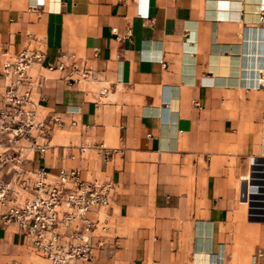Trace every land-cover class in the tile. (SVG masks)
Masks as SVG:
<instances>
[{
  "label": "crops",
  "instance_id": "0c3cea01",
  "mask_svg": "<svg viewBox=\"0 0 264 264\" xmlns=\"http://www.w3.org/2000/svg\"><path fill=\"white\" fill-rule=\"evenodd\" d=\"M24 48L43 52L30 73L51 130L0 180L113 184L91 214L105 244L75 264H264V0H0V95ZM0 264L48 262L0 223Z\"/></svg>",
  "mask_w": 264,
  "mask_h": 264
},
{
  "label": "built area",
  "instance_id": "2783aa9c",
  "mask_svg": "<svg viewBox=\"0 0 264 264\" xmlns=\"http://www.w3.org/2000/svg\"><path fill=\"white\" fill-rule=\"evenodd\" d=\"M42 57L40 49L24 48L2 64L6 84L0 95V163L19 161L24 148L21 140L28 141L41 152L45 150L46 143L37 139H46L51 126L36 110L35 94H39L42 80L30 73L32 65ZM66 67L63 61L56 64L59 69ZM72 72L78 74L70 78L73 82L92 75L85 67H74L70 74ZM53 121L61 125L59 118ZM79 150L84 151V147ZM8 151L17 154L9 155ZM15 171L14 187L0 180L2 225L16 224L29 245L48 264L89 260L94 249L103 247L108 229L107 215L92 218L91 214L108 207L113 195L112 183L86 180L77 169L61 168L56 175H49L42 169L15 168Z\"/></svg>",
  "mask_w": 264,
  "mask_h": 264
},
{
  "label": "bare ground",
  "instance_id": "6f19581e",
  "mask_svg": "<svg viewBox=\"0 0 264 264\" xmlns=\"http://www.w3.org/2000/svg\"><path fill=\"white\" fill-rule=\"evenodd\" d=\"M264 81V80H263Z\"/></svg>",
  "mask_w": 264,
  "mask_h": 264
}]
</instances>
